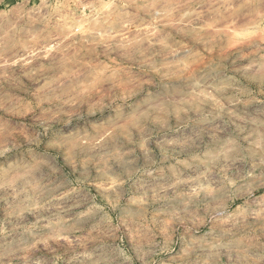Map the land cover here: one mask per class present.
<instances>
[{
    "label": "clouds",
    "instance_id": "9594fccd",
    "mask_svg": "<svg viewBox=\"0 0 264 264\" xmlns=\"http://www.w3.org/2000/svg\"><path fill=\"white\" fill-rule=\"evenodd\" d=\"M0 264H264V0H0Z\"/></svg>",
    "mask_w": 264,
    "mask_h": 264
}]
</instances>
